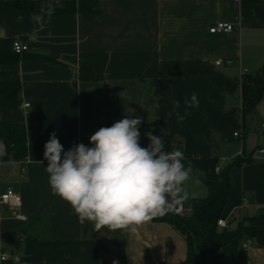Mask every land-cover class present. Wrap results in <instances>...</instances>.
Returning a JSON list of instances; mask_svg holds the SVG:
<instances>
[{"label":"crops","instance_id":"crops-1","mask_svg":"<svg viewBox=\"0 0 264 264\" xmlns=\"http://www.w3.org/2000/svg\"><path fill=\"white\" fill-rule=\"evenodd\" d=\"M94 1L97 14L0 18V37L27 45L15 62L0 67L21 85L19 109L0 107V121H20L26 133L24 159L0 162V195L7 189L18 194V213L26 219H16L0 204V254L12 264L183 261L185 240L170 225L151 220L136 231H96L51 192L44 146L53 133L64 151L80 143L92 147L90 137L99 128L139 118L142 147L149 145L145 134L151 132L165 150H181L186 162L213 157L225 164L240 153L248 158L229 172L220 219L239 235L220 249L218 264H264V153L253 158L264 148V89L247 108L253 75L264 61V0ZM218 22L233 30L209 33ZM80 68L101 79L81 80ZM193 92L199 106L186 108L184 100ZM174 100L180 101L175 111L186 115L181 123ZM236 122L240 138L232 136ZM184 188L188 199L172 209L190 210L192 200L207 193L193 172ZM22 228L33 240L20 239ZM246 238L251 244L242 249Z\"/></svg>","mask_w":264,"mask_h":264},{"label":"clouds","instance_id":"clouds-1","mask_svg":"<svg viewBox=\"0 0 264 264\" xmlns=\"http://www.w3.org/2000/svg\"><path fill=\"white\" fill-rule=\"evenodd\" d=\"M186 108L199 106L197 94L184 100ZM155 107H159L157 104ZM173 101L177 123L186 115ZM173 112H169L171 117ZM139 118H124L101 127L83 143L68 151L53 133L45 144V170L53 195L67 202L81 224L92 222L96 231H136L138 226L171 210L188 199L184 185L192 173L179 149L165 150L160 137L146 133L147 147L140 145ZM4 146L0 144V153Z\"/></svg>","mask_w":264,"mask_h":264},{"label":"trees","instance_id":"trees-1","mask_svg":"<svg viewBox=\"0 0 264 264\" xmlns=\"http://www.w3.org/2000/svg\"><path fill=\"white\" fill-rule=\"evenodd\" d=\"M94 0H0V18L22 15L50 14H97ZM15 39L0 37V67L13 63L19 55L12 51ZM81 80L97 81L100 75L89 68L78 69ZM20 82L13 79L8 72L0 69V107L17 111L20 105ZM264 89V61L260 69L253 75V98L247 108L253 107L261 98ZM237 128V122L234 126ZM0 144L4 146L0 153V162H16L26 156V133L20 121H0ZM248 161L247 157L235 156L230 162L219 163L216 158L202 157L183 160L186 167L191 166L192 172L200 179L205 188L206 196L193 199L189 212L183 216L169 210L162 216L152 219L153 222L166 223L175 229L185 240L186 256L178 264H218L220 249L239 235L238 231L219 228L220 218L226 203L230 175L233 167ZM215 167L218 170L215 171ZM20 239L33 240L22 228ZM5 264H12L5 262Z\"/></svg>","mask_w":264,"mask_h":264},{"label":"built area","instance_id":"built-area-1","mask_svg":"<svg viewBox=\"0 0 264 264\" xmlns=\"http://www.w3.org/2000/svg\"><path fill=\"white\" fill-rule=\"evenodd\" d=\"M233 30V26L232 24L229 23H225V22H218L216 24H213L209 27L208 32L211 34H216V33H229ZM12 51L18 55H21L22 53H24L25 51H27V45L23 44L20 40L15 39L12 42ZM222 62L221 60H217L215 62V65H220ZM242 72H245V70H242ZM21 107L23 108H28L29 104L28 103H21ZM262 129L264 130V122L262 124ZM241 132H240V126H238V128H236L233 132H232V136L233 137H241ZM264 153V148H257L253 154V158L260 156ZM241 156V153H240ZM26 160H23L22 162H20V166H21V172L25 173L26 172V168L24 167V165L26 164ZM218 170V167H215V171ZM0 204H4L6 206H8V208L10 209V211L12 212V215L19 220L25 221L26 219L21 216L18 213V209L20 207V198L18 196V194L14 193L11 189H7L5 191V193L0 195ZM242 204L245 205L246 204V199L243 198L242 200ZM173 210V213L179 216H183L185 214H187L189 212V210H184L182 209V207L180 205L176 206ZM217 226L219 228H225L226 225L224 223V221H222L220 218L217 220ZM251 244V240L246 238L244 239L241 248L242 249H247ZM8 260V257L6 255L5 252H2L0 254V264L5 263ZM18 258L14 257L12 258V261H17ZM247 264H251V263H247Z\"/></svg>","mask_w":264,"mask_h":264}]
</instances>
